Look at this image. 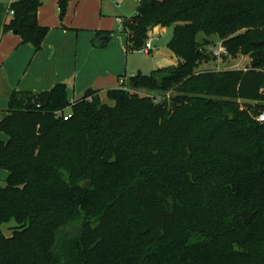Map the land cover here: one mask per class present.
Masks as SVG:
<instances>
[{
    "label": "trees",
    "instance_id": "1",
    "mask_svg": "<svg viewBox=\"0 0 264 264\" xmlns=\"http://www.w3.org/2000/svg\"><path fill=\"white\" fill-rule=\"evenodd\" d=\"M41 5L12 0L3 26L36 51ZM122 20L129 51L172 27L178 63L124 76L111 102L11 91L0 264H264V0H139ZM220 42L248 65L205 67Z\"/></svg>",
    "mask_w": 264,
    "mask_h": 264
},
{
    "label": "crops",
    "instance_id": "2",
    "mask_svg": "<svg viewBox=\"0 0 264 264\" xmlns=\"http://www.w3.org/2000/svg\"><path fill=\"white\" fill-rule=\"evenodd\" d=\"M5 1L0 0V101L8 100L9 102L13 89L44 91L50 90L63 81H71L77 95L84 89L91 88L99 91V95L102 96L108 89L118 88L124 76L127 78L124 72V69L128 68L126 55L132 51L128 49V34L123 28L120 29L119 25V32L114 30L110 34L98 33L90 51L81 57L78 55V47L74 45L73 39L82 32L75 30L76 28L92 27L93 23L102 20L99 16L115 15L118 19L133 16L139 0L131 1L129 14L120 12L123 4L118 0L71 1L68 7L69 13L66 14L65 19L70 26L67 29L50 30L39 51H36L30 43L22 44L21 37L14 32L3 31L4 23L9 17ZM57 2L58 0H42L38 12L41 25H60L57 17L59 9ZM113 3H116L115 7ZM169 32L171 38V29L160 25L152 31L153 43L164 41L163 45L166 48V51L153 48L150 53H146L154 57L153 70L178 63L177 56L167 46L170 40ZM28 59L30 60L26 66ZM6 114L7 110L2 119ZM4 172L6 175L7 172L5 170Z\"/></svg>",
    "mask_w": 264,
    "mask_h": 264
},
{
    "label": "rangeland",
    "instance_id": "3",
    "mask_svg": "<svg viewBox=\"0 0 264 264\" xmlns=\"http://www.w3.org/2000/svg\"><path fill=\"white\" fill-rule=\"evenodd\" d=\"M118 1L123 4V8L120 10V12H123L125 14H129L130 8H131L130 5H131L132 0H128V1L118 0ZM133 1H137V0H133ZM5 2H7L6 3L7 14H9L7 9H8V5L10 4L11 0H6ZM113 6L115 7L116 3H113ZM58 8H59V5H58ZM57 12H58L57 17L59 19L60 25L59 26H50L49 25L50 30L53 31V30H56L57 28L67 29L68 26H70V24L66 23V21H65L67 15H65L63 20H61L59 9ZM68 13H69V9L67 10L66 14H68ZM100 17H102V20L96 21L95 23H93V25H91L92 27H89V28L86 27V28H80V29L76 28L75 29L77 31H82L78 37L73 39L74 45L75 46L77 45V47H78L79 57L83 56L84 54H86L90 51L92 44H93V40L96 39L95 37L98 35V33L106 32V33L110 34L114 30H115V32L118 31V25L120 24V22L115 15H113V16L102 15V16H99V18ZM99 25H101V26H99ZM105 25H107V26L105 27ZM166 28H168V29L170 28L171 31L173 32V28H171V27H166ZM171 36H172V33H171ZM150 39L152 41V46L154 49L160 48L162 51H166L165 45H163L164 41L160 40L159 42L157 41L156 43L155 42L153 43L154 38H152L150 36ZM169 39H170V32H169ZM147 54L144 50H139V51L134 50L132 52H129L126 55L127 56L126 63L128 65V68L126 70L124 69V72L126 73L127 77L138 74L139 72H141L143 74L151 73V71L154 68V57L151 55H147ZM30 59L27 60L26 66H27ZM249 62H250L249 56L239 55L237 57H230L226 61H224L223 59H217L216 63L211 62L209 64H206L205 67L213 68V69H222V68L237 69V68H245ZM63 82L67 83L68 96H69L70 100L77 99L85 93L86 89H84L81 93H79L77 95L76 94L77 92L75 90H73L74 87H73V84L71 83V81H63ZM121 82H120V85L118 88L121 87ZM101 99L105 102H111L107 93H103L101 96ZM7 108H8V100L0 101V120L2 119V116L5 113V111L7 110ZM70 110H71V108L68 107L65 110V113H69ZM5 140H7V135L0 131V141H5ZM5 180H6V175H5L4 169H0V186L5 185ZM16 226H17V223L15 221H11L9 223H4V224L0 225V229L4 232V234H6L7 236H10L13 232L14 227H16Z\"/></svg>",
    "mask_w": 264,
    "mask_h": 264
},
{
    "label": "built area",
    "instance_id": "4",
    "mask_svg": "<svg viewBox=\"0 0 264 264\" xmlns=\"http://www.w3.org/2000/svg\"><path fill=\"white\" fill-rule=\"evenodd\" d=\"M9 14H13V11H9ZM120 24H119V28L122 29L123 28V20L122 19H118ZM152 32L149 35L148 40L146 41L145 45L143 46L142 50H144L146 53H150L153 50V46H152V41L150 39ZM218 47V48H217ZM212 49V54L214 57H216L217 59H221L223 55L228 54V49L225 45H223L221 42L218 45H215L214 47L211 48ZM64 115V119H68L69 117V113H60V115ZM257 119L261 122H264V112L260 113L257 117Z\"/></svg>",
    "mask_w": 264,
    "mask_h": 264
}]
</instances>
